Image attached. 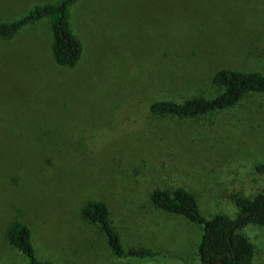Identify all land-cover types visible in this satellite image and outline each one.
<instances>
[{
    "label": "rangeland",
    "instance_id": "rangeland-1",
    "mask_svg": "<svg viewBox=\"0 0 264 264\" xmlns=\"http://www.w3.org/2000/svg\"><path fill=\"white\" fill-rule=\"evenodd\" d=\"M56 0H0V21ZM71 26L83 44L75 69L51 59L46 23L0 40V264H29L6 238L31 231L38 258L121 264L90 202L108 206L124 248L167 257L129 264H202L200 226L150 201L184 187L206 216L237 214L232 196L264 189V93L197 118L152 114L157 100L213 97L214 74L264 75V0H79ZM241 232L249 264H264V225Z\"/></svg>",
    "mask_w": 264,
    "mask_h": 264
},
{
    "label": "trees",
    "instance_id": "trees-1",
    "mask_svg": "<svg viewBox=\"0 0 264 264\" xmlns=\"http://www.w3.org/2000/svg\"><path fill=\"white\" fill-rule=\"evenodd\" d=\"M78 1L56 0L36 5L17 19L0 21V40L8 41L24 30L32 31L39 24L46 23L52 62L59 68L75 69L82 58L83 44L71 26L70 9ZM212 82L218 89L213 97L199 95L181 102L157 100L150 103L148 109L154 115L197 118L231 108L247 94L264 93V75L259 72L222 68L214 74ZM254 169L264 175V162L257 163ZM232 199L237 210L234 218L223 213L204 215L196 196L184 187L173 190L155 188L150 193V201L156 208L180 215L201 227L197 253L202 264H249L254 247L241 230L248 224L264 225V189L248 196L235 193ZM81 216L99 225L111 252L119 259L146 261L167 257L161 250L124 248L105 202L86 204L81 209ZM6 238L29 264H55L37 257L31 231L23 223L13 222L7 228ZM129 261L121 264H129Z\"/></svg>",
    "mask_w": 264,
    "mask_h": 264
}]
</instances>
